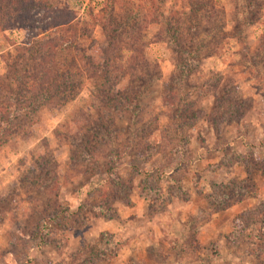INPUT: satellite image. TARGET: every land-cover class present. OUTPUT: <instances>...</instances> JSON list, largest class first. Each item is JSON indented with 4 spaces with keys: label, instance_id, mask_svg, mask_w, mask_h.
<instances>
[{
    "label": "rangeland",
    "instance_id": "rangeland-1",
    "mask_svg": "<svg viewBox=\"0 0 264 264\" xmlns=\"http://www.w3.org/2000/svg\"><path fill=\"white\" fill-rule=\"evenodd\" d=\"M131 1L134 6L142 1L161 2L168 9L166 17L170 8L182 14V26L190 27V16L197 15L196 34L179 39V45L196 53L190 73L180 87L170 81L173 60L180 53L166 32L156 40L159 26L149 25L145 53L157 64L160 78L142 88V122L124 118L114 122L118 136L112 145L119 151L129 147L113 169L126 188L121 196L107 178L109 146L95 132L105 123L107 112L100 105L92 106L88 98L93 81L83 79L75 101L40 109L32 124L16 122L10 140L0 147V264L75 263L78 251L97 241L101 233L110 235L102 241H109L110 259L93 264H166L160 263L162 258L170 264H264V252L250 254L257 245H264L262 239L252 240L246 234L248 240L236 248L227 242L238 215L264 202V174L262 164L256 162L264 158V0H257L259 5H251L253 0H195V8L189 0ZM47 2L48 11H31L28 22L33 32L40 37L50 33L69 38L71 27L85 26L88 34L75 45L99 60L106 41L90 12H98L104 0ZM13 13L0 15V75L11 61L6 53H14V45L31 37ZM51 21L54 27L45 29ZM132 21L124 22L125 30ZM215 22L224 24L222 33L215 32ZM257 55L262 58L259 62ZM22 61H16L18 66ZM217 73L220 87L234 84L242 105L233 118L214 125L208 118L214 94L203 85ZM126 79L118 85L120 89ZM173 85V102L166 105L163 97ZM189 102L190 108L180 113L183 117L198 110L205 114L181 134L186 138L182 174L174 149L177 140L166 132L170 115ZM77 108L85 110L80 114ZM142 123H146L145 132L130 143V132ZM86 149L90 154L84 156ZM173 165L175 175L171 176ZM225 195L229 196L226 201ZM43 217L54 220L41 240L36 227ZM173 239L187 241L189 250L184 252L179 243L173 246Z\"/></svg>",
    "mask_w": 264,
    "mask_h": 264
},
{
    "label": "trees",
    "instance_id": "trees-1",
    "mask_svg": "<svg viewBox=\"0 0 264 264\" xmlns=\"http://www.w3.org/2000/svg\"><path fill=\"white\" fill-rule=\"evenodd\" d=\"M118 2L122 3L123 7H117L116 3ZM188 3L195 8V0H189ZM250 4L259 5L257 0H253ZM48 5L47 0H0V15L2 17L13 16L12 12L14 11L13 14L16 12V17L23 20H21L20 25L25 29H29L31 35L30 38L14 45L16 46L14 53L13 50L6 53L8 60L11 59V61L8 62L7 71L0 75V147L10 140L9 136L16 122L22 120L29 125L32 124L40 109L63 107L65 104L75 101L81 94L83 79L93 81L88 98H90L92 106L93 103L94 105H100L102 106L101 109L107 112L104 113L106 118H103L106 124L101 125L95 132L100 136L99 139L109 146L107 156L110 158L111 163L109 162L106 169L107 178H109L114 191L121 196L126 188L121 182L122 180L114 174L113 169L117 166L118 157L128 154L129 147L127 146L119 151L116 146L112 145L113 140L118 136V130L114 126V122L120 118L129 120L131 123L142 122L139 115L141 111L139 101L144 91L142 88L160 78V74L158 71L156 72L157 64L148 59L145 53L148 45L146 38L148 26L157 24L159 30L156 40H160L163 33L166 32L168 41L174 43L176 51L180 53L179 59L174 58L173 60L175 70L172 72L170 79L174 85L180 87L183 79L190 73V63L196 57V53L194 49L189 51L184 45H179V42L182 36L186 38L188 34L191 36L196 34L195 29L199 23L197 15L194 13L190 16L191 25L188 27L181 25L183 16L177 10L170 8V14L166 17L164 13L168 9L161 2L148 4L142 1V4L134 6L131 0H104L98 12H90L93 25L101 28L106 41V46L102 47L99 60L96 61L85 55L84 51L75 45L79 37L88 34V29L85 26L80 28L78 24H75L69 29V38L66 35L62 38L52 36L50 33H45L43 37H40V33L33 32L28 22V18H31V11L34 9L33 13L42 8L48 11ZM131 7L133 9H129ZM129 20L133 21L131 26L125 30L124 22ZM218 21L216 20V22ZM216 22L215 32L218 31V34H220L224 24ZM244 22L247 24L248 20ZM53 24L54 21L47 23V25H44L45 29L49 30L54 27ZM7 26L6 22L5 28ZM241 28L242 26L240 30ZM67 40L68 43L65 45ZM256 58V62L262 60L260 55H257ZM20 60H23L24 64L18 66L16 61ZM77 62H80V64H76ZM255 75L259 76V73L255 71ZM125 78H127L126 84L120 89L118 85ZM220 78L221 76L217 73L203 85L205 90H211L214 94V108L208 116L214 125L216 122L221 123L225 118H233L239 113L242 105L238 100L234 84L220 87L217 83ZM174 85L170 86L169 93L163 97L166 105L173 102L172 89ZM191 105V102H189L181 103L178 106V113L170 115L168 123L170 130L166 132L167 135L177 140L174 149L180 157L178 162H181H179L177 169L182 174L185 173V166L182 162H185V159H183L185 153L183 144L186 142V138L181 137V134L197 118L205 114L202 110L192 111L191 113L187 111L188 113L184 118L180 113L183 110H188ZM81 109L83 108H77L76 112L81 114ZM145 124L142 123L141 127L130 132V143L133 138L145 132ZM59 134L58 128H55V135L58 136ZM44 147H48L46 142H44ZM89 154L87 150L84 156ZM256 162L262 164L260 171L264 174V158ZM172 167L171 176H174L175 166ZM139 172L144 171L139 170ZM144 173L146 175V172ZM147 179L143 182L144 187ZM232 187L235 186L232 185ZM226 197L229 198L228 195H225L223 200L226 201ZM260 204L262 206L238 215L237 219L239 221L235 223L232 233L227 238L228 244L232 245L230 248L239 247L248 238L252 240L259 238L264 243V202H260ZM103 216L106 215L103 214ZM53 220V217L49 219L43 217L38 220L36 233L39 239L42 240L44 235L47 234L46 230L49 228L47 225ZM105 236L110 239L109 234L101 233L97 241L87 244L81 251H78L76 254L77 262L70 264H93L99 260L109 262L111 252L107 250L109 241L107 239L102 242ZM99 243H104L105 246L101 248ZM177 243L180 244V248L184 252L189 250L187 241L173 239L172 245L175 246ZM251 252V255H261L264 252V245H257ZM164 260L166 259H160V263L170 264L169 261Z\"/></svg>",
    "mask_w": 264,
    "mask_h": 264
}]
</instances>
